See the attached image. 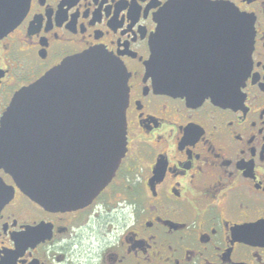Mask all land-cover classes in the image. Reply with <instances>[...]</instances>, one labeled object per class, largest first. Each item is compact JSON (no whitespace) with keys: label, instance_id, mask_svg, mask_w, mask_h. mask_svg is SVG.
Returning <instances> with one entry per match:
<instances>
[{"label":"flooded vegetation","instance_id":"obj_1","mask_svg":"<svg viewBox=\"0 0 264 264\" xmlns=\"http://www.w3.org/2000/svg\"><path fill=\"white\" fill-rule=\"evenodd\" d=\"M179 1L27 0L0 37V119L68 57L98 48L126 71L124 154L88 203L49 210L0 171L13 189L0 264H264V0H198L226 1L251 23L249 70L227 105L161 91L148 71L166 4L173 68L219 53V17Z\"/></svg>","mask_w":264,"mask_h":264},{"label":"water","instance_id":"obj_2","mask_svg":"<svg viewBox=\"0 0 264 264\" xmlns=\"http://www.w3.org/2000/svg\"><path fill=\"white\" fill-rule=\"evenodd\" d=\"M0 12V37L25 12L27 0H9ZM171 4V3H170ZM157 18L147 68L155 86L189 101L210 98L230 104L246 78L251 23L226 1L180 0L177 6L207 8L219 19V53L172 67L168 54V7ZM221 51V52H220ZM126 71L95 48L68 57L17 91L0 119V171L29 199L49 210L88 203L114 173L125 150ZM0 176V210L12 196Z\"/></svg>","mask_w":264,"mask_h":264}]
</instances>
